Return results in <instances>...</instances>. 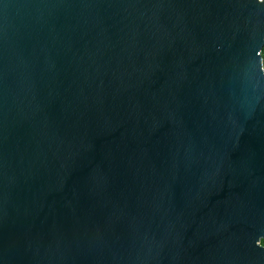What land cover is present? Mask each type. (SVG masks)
Returning a JSON list of instances; mask_svg holds the SVG:
<instances>
[{
    "label": "water",
    "instance_id": "water-1",
    "mask_svg": "<svg viewBox=\"0 0 264 264\" xmlns=\"http://www.w3.org/2000/svg\"><path fill=\"white\" fill-rule=\"evenodd\" d=\"M264 0H0V264H264Z\"/></svg>",
    "mask_w": 264,
    "mask_h": 264
},
{
    "label": "trees",
    "instance_id": "trees-1",
    "mask_svg": "<svg viewBox=\"0 0 264 264\" xmlns=\"http://www.w3.org/2000/svg\"><path fill=\"white\" fill-rule=\"evenodd\" d=\"M262 56H263V62H264V51H263ZM261 244L264 246V240L261 241Z\"/></svg>",
    "mask_w": 264,
    "mask_h": 264
}]
</instances>
